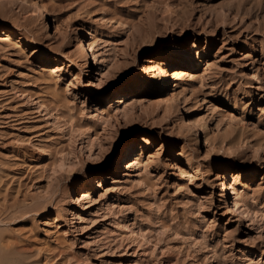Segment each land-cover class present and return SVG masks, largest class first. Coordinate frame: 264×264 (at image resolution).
<instances>
[{
  "label": "rangeland",
  "instance_id": "rangeland-1",
  "mask_svg": "<svg viewBox=\"0 0 264 264\" xmlns=\"http://www.w3.org/2000/svg\"><path fill=\"white\" fill-rule=\"evenodd\" d=\"M15 263L264 264V0H0Z\"/></svg>",
  "mask_w": 264,
  "mask_h": 264
},
{
  "label": "bare ground",
  "instance_id": "bare-ground-1",
  "mask_svg": "<svg viewBox=\"0 0 264 264\" xmlns=\"http://www.w3.org/2000/svg\"><path fill=\"white\" fill-rule=\"evenodd\" d=\"M28 5H30L29 4V2H28ZM36 8V7H35ZM35 11H37V10H35ZM40 11V10H39ZM36 13V12H35ZM44 16V15H43ZM39 18H41V16L39 17ZM7 32V31H6ZM6 35V34H5ZM88 41V40H87ZM29 43V42H28ZM18 44V43H17ZM93 44L94 43H92L91 41L89 42V48H93ZM19 45V44H18ZM88 46V45H87ZM90 50V49H89ZM87 47L86 46H84V44H81V49H80V54H81V56H87ZM91 51V50H90ZM186 55H181V57L180 56H177L176 58L178 59V61L179 62H177L176 64H174L173 65V67H182L183 65H184V63H187V62H189V60H190V56L188 55V53H185ZM159 59V58H158ZM158 59H154V60H152L151 62H149V64H147V65H145L143 68H142V72H136V73H134L133 74V84H136L137 82H139L140 80H142L145 76H144V74H150V73H155V72H159V74H160V71H161V69H162V66H161V62H160V60H158ZM58 60V59H57ZM178 70H179V68H178ZM173 72L174 71H176V70H172ZM177 72H179V71H177ZM176 72V73H177ZM171 73V70L169 71V72H167L166 74L164 73H162L164 76H161V81L162 82H165V81H167L168 80V78L169 77H173L174 78V73L173 74H170ZM69 81H71V80H69ZM68 81V82H69ZM71 84H73V83H71ZM73 87H74V84H73ZM68 89H69V87H68ZM144 139V138H143ZM198 169V171H199V167L197 168ZM187 170V169H186ZM205 171H209V170H205ZM204 171V172H205ZM187 172V171H186ZM201 172V171H200ZM203 172V171H202ZM196 173V172H195ZM207 173H209V172H207ZM207 173H206V176H207ZM201 174V173H200ZM237 175V174H236ZM201 176H202V174H201ZM220 177H229V178H232V180H234L233 178L235 177V173H232V172H228V171H222V172H217L216 173V179H218V178H220ZM203 178V177H202ZM238 178V177H237ZM211 179H213V178H211ZM231 180V181H232ZM210 181V180H209ZM228 183H230L229 185H230V187H233L232 186V183L231 182H228ZM211 184V183H210ZM228 185V186H229ZM213 186V185H212ZM228 188L229 187H226V185L224 184L223 185V190H224V194H226L227 193V190H228ZM234 189V188H233ZM230 190V189H229ZM222 194V193H221ZM221 197H222V195H221ZM236 205V204H235ZM10 263V262H9ZM16 264V263H15Z\"/></svg>",
  "mask_w": 264,
  "mask_h": 264
}]
</instances>
